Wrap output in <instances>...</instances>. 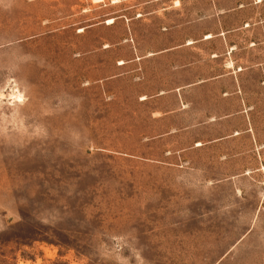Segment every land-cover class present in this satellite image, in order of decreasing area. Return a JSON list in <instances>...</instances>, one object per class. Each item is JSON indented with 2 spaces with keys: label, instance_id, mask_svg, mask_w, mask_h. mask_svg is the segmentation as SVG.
Here are the masks:
<instances>
[{
  "label": "rangeland",
  "instance_id": "374dc122",
  "mask_svg": "<svg viewBox=\"0 0 264 264\" xmlns=\"http://www.w3.org/2000/svg\"><path fill=\"white\" fill-rule=\"evenodd\" d=\"M118 244L264 264V0H0V264Z\"/></svg>",
  "mask_w": 264,
  "mask_h": 264
},
{
  "label": "clouds",
  "instance_id": "9594fccd",
  "mask_svg": "<svg viewBox=\"0 0 264 264\" xmlns=\"http://www.w3.org/2000/svg\"><path fill=\"white\" fill-rule=\"evenodd\" d=\"M117 248L123 259V264H147L146 260L141 254L142 250L136 248L134 245L118 244ZM125 248H127L128 251L127 257L123 256Z\"/></svg>",
  "mask_w": 264,
  "mask_h": 264
}]
</instances>
